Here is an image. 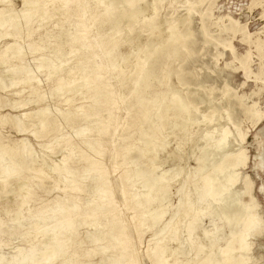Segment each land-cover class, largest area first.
Wrapping results in <instances>:
<instances>
[{"label":"bare ground","instance_id":"bare-ground-1","mask_svg":"<svg viewBox=\"0 0 264 264\" xmlns=\"http://www.w3.org/2000/svg\"><path fill=\"white\" fill-rule=\"evenodd\" d=\"M12 1L0 0V65L5 66L0 74V89L13 88L15 97L27 92V96L35 95L34 102L39 103L47 96L41 89L50 87L53 91L50 96L65 97L69 109L45 107L37 110L29 125L19 120L15 123L19 132L35 123L38 131L31 134L36 138L42 134L53 135L40 145L44 149H52L54 140H61L57 147L66 149V154L58 163L48 165L42 158L33 156L24 141L0 145V203H11L4 215H10L13 222L12 228H3L4 222L0 220V243L2 237L12 236L18 230H30L22 236L23 248L5 264H83L78 256L79 246L74 243L77 239L74 226L87 220L94 231L86 233L85 239L91 244H100L103 253L112 252L110 264H143L138 254L140 237L146 225L157 224L165 214L162 201L166 199L172 175L154 172L149 178L151 167H135L143 158L155 157V142L157 133L163 129L162 120L196 107L190 97L183 99L178 94L163 97L166 100L162 109L156 112L160 121H152L147 132H142L139 127L151 119L147 111L158 99L152 97L153 89L169 75L164 71L165 62L186 63L187 55L196 52L192 20L185 17L196 14V9L183 15L177 23L164 18L163 23L168 24L166 42L158 43L154 38L157 36L150 35L134 56L131 52L122 55L121 44L132 33L151 34L156 25L159 28L156 17L164 0H151L145 4L142 3L144 0H19V9L12 6ZM206 2H210V8L204 15L203 24L213 18L215 5L212 0H198L200 5ZM147 9L152 12L148 18L145 17ZM56 18L58 22H55ZM178 24L183 27L177 29ZM235 24L238 21L230 16L216 17L213 22L215 27L225 31ZM183 51L187 54L185 58ZM235 56L232 53V57ZM185 77L186 74L178 76V81L185 83ZM6 78L13 82L7 85ZM130 83L134 85L129 87ZM199 85L200 82L196 84ZM194 94L189 91L188 96ZM74 103L77 104L73 106ZM122 110L125 117H119ZM234 110L235 106L228 102L224 109L228 123L233 121ZM242 111L252 123L258 121L255 103L242 107ZM2 123L0 118V125ZM66 129L70 132L56 136ZM212 132L205 133L202 138L209 141L204 152L208 163L204 164L203 157L198 158L199 165L194 174L197 179L191 185L190 193L197 196L196 203L207 201L221 207L233 205L236 211L231 217L239 227L217 251L218 258L211 260L208 257L203 264H244L248 258L251 230L261 221L258 204L249 194L252 187L249 179L241 182L242 192L232 191L238 181L236 168L245 164L246 157L227 154L231 138L229 129L223 128L216 138ZM134 133L140 136L142 145L133 153L135 159L131 162L128 154L133 148L121 149L120 143ZM237 133L242 136L240 127ZM72 141L76 142V152H73ZM109 146V160L114 164L112 172L120 170L116 185L107 180L108 173L102 167L103 155ZM212 154L218 158L210 162ZM117 158L119 163H115ZM75 159L79 166L74 165ZM25 171L37 179L44 176L51 179L53 189L67 191L62 208L58 201L51 203L49 209L42 204L35 207L34 187L21 174ZM139 179L142 190L128 194L125 188L132 189ZM91 182H94L93 188H90ZM115 189L123 198L119 209L111 207ZM83 195L86 202L82 204ZM226 198H229L228 204L224 202ZM153 203L155 207L151 208ZM189 206L193 207L191 201ZM131 210L134 215L128 220L123 219L122 215ZM190 212L195 213L193 208ZM91 253L89 250L81 257L87 258ZM145 254L149 264H166L160 248L147 246ZM3 262L5 258L0 254V264Z\"/></svg>","mask_w":264,"mask_h":264},{"label":"rangeland","instance_id":"rangeland-1","mask_svg":"<svg viewBox=\"0 0 264 264\" xmlns=\"http://www.w3.org/2000/svg\"><path fill=\"white\" fill-rule=\"evenodd\" d=\"M18 1L13 0L11 2L16 9L20 8ZM150 1L144 0L142 3L145 4ZM212 1L215 2L212 8L213 18H208L207 22L203 24L204 15L210 8V2L200 5L198 0H164L159 15L156 17L159 28L156 25L151 34L138 35L132 33L126 36V40L120 47L122 55L131 52L135 56L144 47L150 35L157 36L154 38L158 43H165L168 38V24L163 23L164 18L168 17L171 23H177V20L183 15L196 9V14L185 16L187 17L186 20H192V27L195 30L196 52L192 56L182 52L184 58L187 55L186 63L177 60L165 62L164 71L169 75L153 89L152 97L158 99L155 105L149 107L147 111V115L151 119L149 122H143L139 127L142 132H147V127L152 121H160L156 118V112L162 109L163 102L166 100L163 97L171 98L172 94H178L183 99L190 97V102L196 107H192L189 112L177 116L168 115L165 120H162L163 129L161 133H157L158 139L155 142V157L153 159L145 157L141 163H138V167H135L136 169H140L142 166L151 167L152 169L147 176L149 178L154 175V172L156 174L169 172L167 175H172L166 199L162 201V209L165 214L157 224L146 225L140 237L138 254L143 264H149L145 254L147 246L150 249L155 247V249L163 250L162 257L166 264L167 262L168 264H203L208 257L215 260L218 258L217 251L224 246L230 233L238 231L239 226L231 217V213L236 210L233 205L228 204L229 198L224 200L228 205L221 207L218 203L216 205L215 203L208 204L207 201L196 203L197 196L193 194L194 192L190 193V187L197 179L194 174L196 166L199 165L198 158L203 157L204 164L208 163L204 152L207 150L209 141L206 142L202 138L205 133L214 130L212 133L216 138L223 128H228L231 136L230 144L226 149L227 154L233 156L242 154L246 157L245 164L236 168L238 181L232 191L234 193L242 192L241 182L249 179L252 183L249 194L254 197L258 204V214L261 218V221L256 225L257 227L251 230L248 241L249 250L246 253L248 258L244 264H264V0ZM170 3L172 5H169ZM151 14L150 9H147L145 17L148 18ZM225 16H230L238 21V24L228 26L226 31L219 30L213 25V22L216 17ZM55 22H58L57 18ZM203 26L204 29H202ZM182 27L181 24L177 25V29ZM232 53H235L236 58L232 57ZM4 70L5 66L0 65V74H3ZM184 74H186V81L182 84L178 81V76L182 77ZM11 82H13L12 79L6 78L7 85ZM198 82L200 85L196 86ZM133 85L134 83H130L129 87ZM41 91H44L47 96L41 102L35 103V95L27 96V92H25L24 96L15 97L13 88L0 89V118L3 122L0 125V145H12L18 141H24L28 149L32 151L33 156H38L48 165H51L58 163L66 154V149L62 150L57 147L61 140H54L52 149H44L40 145L45 144L53 135L42 134L40 138L34 137L31 132L38 131V126L35 123H32V126H29L30 128L24 132H19L15 128V123L18 120L29 125L31 118L34 117L38 109L45 107L63 111L69 109L65 97L50 96L53 94L50 87H46L45 90L41 89ZM189 91L196 93V95L188 96ZM198 97H201L203 102ZM228 102L235 106L233 121L229 123L224 112ZM253 103H255V110L259 116L258 121L254 123L246 119L242 111V107L251 106ZM24 114L26 116H23ZM125 115L124 110L119 112V117H125ZM184 119L186 124L183 122ZM209 119H213L212 122H208ZM176 123H180L181 126L179 125L180 127L177 128ZM239 127L242 130L241 137L237 133ZM69 132L70 129H66L56 136H63ZM141 145L140 136L134 133L130 138L120 143V148H133V152L128 154L131 158L130 161L133 162L135 159L133 153ZM71 146L74 148L73 152H76L75 141H72ZM109 148L110 146L107 147L103 155L102 167L108 173L107 180L116 185L120 170L115 173L112 172L114 164L109 160ZM52 150L55 151L52 153ZM217 158V155L212 154L210 162ZM119 162L120 159L117 158L115 163ZM73 163L76 166L80 165L77 159ZM21 174L28 178L34 187L35 207L42 204L44 208L49 209L51 203L58 201V206L62 208V202L66 199L65 193L67 191L53 189L52 180L45 178V176L42 179L40 177L37 179L27 171ZM93 184L94 182H91L90 188H93ZM133 188H125V190L130 195L136 190L138 192L142 190L140 189L142 188L140 179ZM82 197L83 200L80 202L83 204L86 199L85 195ZM188 197L193 204V211L197 213L194 218L195 213L191 214L190 212L192 208L189 206ZM111 201V207L115 209H119V205L123 204V198L118 189H115ZM6 204L0 203V220L4 222L3 228H12L13 222L10 215H4L11 203ZM150 207H155V203ZM32 213L35 214L34 211ZM133 215L134 211L131 210L124 213L122 218L128 220ZM88 222L90 221L87 220L84 224L78 222L74 226L77 235L74 243L77 242L79 246V260L83 264H110L109 259L112 252L103 253L100 244L94 245L85 239L86 233L94 231ZM186 231L188 232L186 233ZM27 232L29 233L30 230L24 232L18 230L12 236L2 237L0 254L5 258V262L2 264L10 260L18 249L23 248L22 236H25ZM189 233L190 236H188ZM89 250L92 251L89 257H81Z\"/></svg>","mask_w":264,"mask_h":264}]
</instances>
